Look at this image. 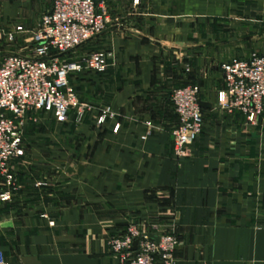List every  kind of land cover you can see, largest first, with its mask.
<instances>
[{
  "label": "crops",
  "instance_id": "1",
  "mask_svg": "<svg viewBox=\"0 0 264 264\" xmlns=\"http://www.w3.org/2000/svg\"><path fill=\"white\" fill-rule=\"evenodd\" d=\"M95 1L116 21L85 46L113 56L104 72L67 75L80 120L71 110L63 122L25 124L23 156L9 180L0 174L5 263L114 264L107 240L133 222L174 232V264H264V105L250 123L216 103L223 62L264 56V0ZM49 7L0 0V59L28 54ZM190 82L201 90L203 128L176 157L170 94ZM104 106L112 116L97 124Z\"/></svg>",
  "mask_w": 264,
  "mask_h": 264
},
{
  "label": "built area",
  "instance_id": "2",
  "mask_svg": "<svg viewBox=\"0 0 264 264\" xmlns=\"http://www.w3.org/2000/svg\"><path fill=\"white\" fill-rule=\"evenodd\" d=\"M115 21L102 2L50 0L49 9L41 13L25 44L28 54L7 52L0 59V174L6 180L10 179V165L24 154L22 134L25 124L35 121L34 114L44 112L55 122H63L68 112L75 110L78 120L82 118V104L67 75L86 70L104 72L113 53L97 49L73 59L65 55L95 38ZM21 31L22 27L17 25L6 32L5 39L12 42ZM220 70L223 88L217 91L218 107L237 109L248 122L254 123L264 105V56L233 57L223 62ZM200 92V87L191 82L171 91L176 119L170 133L176 157L187 156L188 147L202 132ZM108 116H112L110 107H102L96 123H103ZM118 128L119 124H115L112 131ZM0 198L6 199V196ZM147 226L148 229H144L141 224L131 222L122 234L108 238L114 264H174L177 236L156 224ZM149 233L158 236V240ZM0 264H6L1 253Z\"/></svg>",
  "mask_w": 264,
  "mask_h": 264
},
{
  "label": "rangeland",
  "instance_id": "3",
  "mask_svg": "<svg viewBox=\"0 0 264 264\" xmlns=\"http://www.w3.org/2000/svg\"><path fill=\"white\" fill-rule=\"evenodd\" d=\"M93 39V38H92ZM4 42L5 43H7V45H9L8 43V41L6 40V39H4ZM89 41H87V43H88ZM90 44H91V42H90ZM81 46H83V47H81V49H79L78 48V50H76L77 52H75L74 53V55H79V54H84V53H86L87 51H89V49L88 48H90L89 46L87 47V46H85V44L84 45H81ZM85 47H87V48H85ZM77 49V48H76ZM255 54V53H254ZM258 55V54H257ZM68 56H66L65 58H67ZM34 116L36 117V119H35V121H37V120H39L40 122H43V121H50V119H51V117L47 114V113H44V112H39V113H36V114H34ZM35 121H33V122H35ZM59 123V122H58ZM35 137H39V136H35ZM28 142V141H27ZM39 142V141H38ZM53 170L54 169H56V168H52ZM58 169H60V168H58Z\"/></svg>",
  "mask_w": 264,
  "mask_h": 264
},
{
  "label": "water",
  "instance_id": "4",
  "mask_svg": "<svg viewBox=\"0 0 264 264\" xmlns=\"http://www.w3.org/2000/svg\"><path fill=\"white\" fill-rule=\"evenodd\" d=\"M103 32V31H102ZM101 32V33H102ZM98 36V35H97ZM199 104L200 105H202V103L199 101ZM82 170H83V166L82 165H79L76 169H73V168H67V173H72V172H76L77 174H80L81 172H82ZM149 236L151 237V238H153V239H155V240H158V236H156V235H153L152 233H149ZM136 243H137V240H135L134 242H133V246H132V248L133 249H135V247H136Z\"/></svg>",
  "mask_w": 264,
  "mask_h": 264
},
{
  "label": "trees",
  "instance_id": "5",
  "mask_svg": "<svg viewBox=\"0 0 264 264\" xmlns=\"http://www.w3.org/2000/svg\"><path fill=\"white\" fill-rule=\"evenodd\" d=\"M187 84V83H186Z\"/></svg>",
  "mask_w": 264,
  "mask_h": 264
}]
</instances>
